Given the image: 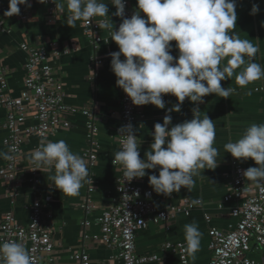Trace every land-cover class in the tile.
<instances>
[{
	"label": "crops",
	"instance_id": "1",
	"mask_svg": "<svg viewBox=\"0 0 264 264\" xmlns=\"http://www.w3.org/2000/svg\"><path fill=\"white\" fill-rule=\"evenodd\" d=\"M8 6V0H2ZM58 2V0H57ZM108 15L115 28L119 18L112 15L114 6L105 0ZM27 8L29 17L23 19L21 15L6 17L4 26L0 29V67L6 70V90L12 96L19 94L23 87L24 64L26 53L20 48V43L41 46L49 57L55 70L56 78L62 88V99L65 105L75 110L66 114L68 126L55 129L44 137L35 134L27 135L20 146L21 166H29V153L39 146L42 138L48 141L63 139L70 150L85 160L86 148L89 145V131L86 125V115L82 109L93 112L95 131L92 138L95 141L96 154L93 164L88 165V178L83 182L77 196H66L50 184L49 176L55 170L48 171L41 167L34 172L24 171L18 180L6 181L0 178V218L11 211L14 218L23 224L28 223L31 214V203L40 199L42 212L46 220L53 222L54 258L60 264H76L72 258L75 251L83 250L88 255L89 264H121L113 249L100 242L95 236L99 235L97 218L104 208L115 201V178L119 174V164L114 161V153L119 150L117 128L119 125L120 88L116 85V77L110 68L109 53L118 51L117 45L110 40L106 29L99 26L98 34L102 40L95 47L84 33L83 21H76L74 28L66 25L67 8L60 12L55 4H40L37 0H29ZM259 6V12L250 14L252 5ZM136 0H129V9L134 12ZM237 21L234 29L241 39H249L258 46V52L253 61L264 64V0H236ZM53 16V20L50 19ZM143 16V13H141ZM101 19L102 17H95ZM104 19V18H103ZM172 55L176 56L175 42ZM99 56V62L93 63L92 56ZM248 59V58H246ZM226 63V60L221 62ZM236 71H239L237 69ZM222 87L235 88L236 91L228 98H221L214 94L203 97L204 103L199 104L200 115L204 113L216 125L214 147L219 150L218 167L214 170L201 169L200 175L195 176V186L191 189L181 188L168 196L155 194L154 203L157 208H179L182 200L191 202L199 199L202 203L193 206L188 214L182 210L175 213L165 223H152L140 229L136 235L135 249L138 254L156 253L161 262H146L143 264H180L179 257L174 252L160 250L166 240L185 243L184 225L195 222L202 233L200 250L193 260L187 255V264H207L210 258L208 242L210 229L226 230L237 221L232 215V201L223 198L229 191V182L236 164L246 170L255 167V162L248 158L238 160L224 151V145L235 142L251 124L264 123V79L254 81L241 88L236 85L234 78L221 81ZM165 108L158 109L151 104L138 107L139 116L134 125L137 141L140 143V157L149 150L152 143L154 124L162 123L166 114L171 115L172 124L192 119V109L196 107L186 98L180 106L179 112L167 113L177 100L170 94H164ZM5 109L0 106V152L6 153L2 138L8 133L4 127ZM34 123L33 119H26L21 128ZM5 160L0 158V166ZM156 169L146 170V175L139 179L143 187L151 188L148 175H158ZM247 183L252 184L245 178ZM152 189V188H151ZM90 198L91 209L85 212L82 203L86 197ZM82 221H85L82 224ZM85 236L82 241V236ZM250 256L264 263V248H254ZM45 264V263H43Z\"/></svg>",
	"mask_w": 264,
	"mask_h": 264
},
{
	"label": "clouds",
	"instance_id": "2",
	"mask_svg": "<svg viewBox=\"0 0 264 264\" xmlns=\"http://www.w3.org/2000/svg\"><path fill=\"white\" fill-rule=\"evenodd\" d=\"M37 2L45 4L48 0ZM108 2L116 9L112 15L122 18L116 30L105 0H52L61 13L66 5L68 27L74 28L78 20L104 18L99 24L119 49L109 53L110 68L116 85L133 105L151 104L164 109V94L177 100L167 113L179 112L186 98L197 105L190 120L169 128L172 117L166 114L162 123H155L152 143L143 159L132 124L122 126L118 131L125 138L114 153V161L123 169L127 181L143 178L146 170L159 166L158 175H148V183L157 194L168 196L182 187L191 189L196 183L194 177L201 174L199 170H214L220 156L213 146L216 125L205 113L201 117L198 105L204 103L203 97L207 95L228 98L236 91L222 87L221 81L234 78L236 85L244 88L264 79V64L251 59L258 46L249 39H241L234 31L238 18L236 0H136L130 18L124 15V0ZM19 5L31 7L29 0H8L4 16L19 15ZM258 12L259 6L253 4L250 14ZM173 41L176 56L172 55ZM224 60L226 63L222 64ZM223 147L233 158H251L255 162V167L243 170L244 178L257 184L264 181V123L251 124L239 139ZM28 155L36 166L34 170L45 167L51 172L54 168L49 180L56 190L66 196L79 195L89 175L88 161L74 154L63 139L52 142L42 138ZM0 158L7 161L12 156L0 152ZM201 203L199 199L192 201L193 206ZM184 233V251L195 260L202 233L195 222L185 224ZM0 264H35V260L23 243L0 240Z\"/></svg>",
	"mask_w": 264,
	"mask_h": 264
},
{
	"label": "built area",
	"instance_id": "3",
	"mask_svg": "<svg viewBox=\"0 0 264 264\" xmlns=\"http://www.w3.org/2000/svg\"><path fill=\"white\" fill-rule=\"evenodd\" d=\"M127 18L133 14L129 9V0H124ZM51 3V0H48ZM20 15L23 19L29 17L27 8L19 5ZM8 6L0 0V29L4 26V12ZM115 9V7H114ZM116 11V9H115ZM54 15H50L53 20ZM119 20L113 30H116L122 21ZM93 17L90 22L83 21L84 33L93 47L102 40L98 34L101 26ZM20 48L26 53L24 64L23 87L18 95L12 96L8 92L0 95V106L5 109L4 127L8 133L2 138L6 153L12 156L11 160H5L0 166V178L6 181H17L24 171L34 172L35 165L22 168L20 146L27 135L35 134L44 137L58 128L68 126L66 114L75 110L65 105L62 99V88L56 78L55 70L49 57L39 45H31L27 42L20 43ZM123 59V56L121 57ZM93 63L99 62V56H92ZM6 70L0 67V90L7 87ZM119 125L117 128L118 143L121 147L122 137L119 129L129 123L133 129L136 119L141 116L139 106L133 105L126 94L120 89ZM86 115V125L89 131V145L86 148L88 165L95 159V141L92 134L95 131L92 111L82 109ZM26 119H33L34 123L21 128ZM243 167L236 164L229 182V191L224 196V201H232V215L237 217L233 227L226 230L218 228L210 229L208 249L210 258L207 264H264L252 258L250 251L254 248H264V210L254 212V207L264 209V181L259 184L247 183L242 176ZM123 169L119 165V174L115 178V201L103 209L97 218L99 235L95 236L100 242L113 249L120 259L121 264H143L146 262H161V257L156 253L138 254L135 249L137 232L144 228L148 222L155 224L165 223L175 211L182 210L188 214L192 209V202L182 200L179 208L170 207L159 209L154 203L155 192L148 187L139 184L138 178L131 181L125 180ZM138 193V195H137ZM163 195V194H161ZM165 196V195H164ZM90 198L86 195L82 208L85 212L91 209ZM85 221H82L84 224ZM53 222L46 220L42 212L40 199L31 203V214L28 223L18 222L11 211L6 212L0 218V240H14L23 243L33 256L35 264H60L54 256ZM85 236H82V241ZM185 243L166 240L160 250L174 252L178 255L180 264H187V254L184 251ZM72 258L76 264H89L88 255L83 250L75 251ZM163 264V263H161Z\"/></svg>",
	"mask_w": 264,
	"mask_h": 264
}]
</instances>
